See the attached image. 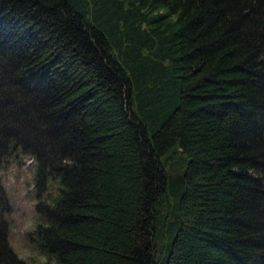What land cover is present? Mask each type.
Masks as SVG:
<instances>
[{"label": "trees", "instance_id": "1", "mask_svg": "<svg viewBox=\"0 0 264 264\" xmlns=\"http://www.w3.org/2000/svg\"><path fill=\"white\" fill-rule=\"evenodd\" d=\"M25 157L50 264H264V0H0V264Z\"/></svg>", "mask_w": 264, "mask_h": 264}, {"label": "rangeland", "instance_id": "2", "mask_svg": "<svg viewBox=\"0 0 264 264\" xmlns=\"http://www.w3.org/2000/svg\"><path fill=\"white\" fill-rule=\"evenodd\" d=\"M33 162L30 158H23L3 171V183L12 207L7 214L9 236L15 252L28 264H50L29 239L31 232L43 221L36 210L37 169Z\"/></svg>", "mask_w": 264, "mask_h": 264}]
</instances>
